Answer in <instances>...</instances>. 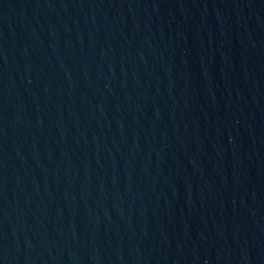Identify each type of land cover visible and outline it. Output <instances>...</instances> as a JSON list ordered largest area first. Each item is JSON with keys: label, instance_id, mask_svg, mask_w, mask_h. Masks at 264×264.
I'll return each instance as SVG.
<instances>
[{"label": "water", "instance_id": "obj_1", "mask_svg": "<svg viewBox=\"0 0 264 264\" xmlns=\"http://www.w3.org/2000/svg\"><path fill=\"white\" fill-rule=\"evenodd\" d=\"M0 264H264V0H0Z\"/></svg>", "mask_w": 264, "mask_h": 264}]
</instances>
